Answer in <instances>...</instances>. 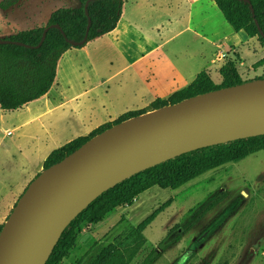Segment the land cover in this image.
Segmentation results:
<instances>
[{
    "label": "rangeland",
    "instance_id": "obj_1",
    "mask_svg": "<svg viewBox=\"0 0 264 264\" xmlns=\"http://www.w3.org/2000/svg\"><path fill=\"white\" fill-rule=\"evenodd\" d=\"M7 1L13 0H2ZM7 20L14 21L12 16ZM112 40L107 36L96 41L88 46V51L73 59L74 63L82 61L83 65L90 63V66H84L81 72L72 70L66 73L71 79L68 96L92 88L90 98L95 106L91 111L87 105L80 113H73L70 108L44 117L42 121L48 126L53 124L52 134L58 133L60 138H49L39 129V124H24L33 117L30 110L40 107L38 103L12 111L0 108V226H5L26 191L22 184L33 181L46 169L44 163L42 171L34 173L40 166L41 153L52 152L60 144L78 138L88 126L110 125L125 112L137 109L133 105L140 100L120 102L117 98L128 75L125 69L128 63L120 56V50L113 46ZM262 59L264 46L250 53L246 66L238 68L236 63L244 80L264 75V67L250 68L252 63ZM230 61L233 60L223 61L220 70ZM80 75L84 76L83 80L78 78ZM212 76L214 85L223 82L221 74L214 71ZM155 101L141 110L146 114L153 112ZM18 126L23 128L20 133L6 135ZM37 136L39 139L34 140ZM18 148L26 151V156L20 154ZM217 198H223L222 202L185 232L186 221L194 210L207 199ZM224 210L233 212L230 218L215 233L203 236L205 228ZM155 212L158 213L156 218L143 232L144 241L132 235V231ZM175 230L173 237L181 235L179 241L160 251L162 243ZM200 237V242L195 243ZM76 238L74 247L61 264H86L84 257L94 245L120 246L126 239L132 244L134 253L130 264H142L155 249L160 251V257L153 264H264V150L212 170L177 190L153 187L130 205L114 210L100 223L82 222L76 229Z\"/></svg>",
    "mask_w": 264,
    "mask_h": 264
},
{
    "label": "trees",
    "instance_id": "obj_2",
    "mask_svg": "<svg viewBox=\"0 0 264 264\" xmlns=\"http://www.w3.org/2000/svg\"><path fill=\"white\" fill-rule=\"evenodd\" d=\"M79 0V8H61L50 17L46 26L28 31H21L8 37L13 42L23 43L0 45V108L2 110H17L45 96L54 85L57 76L58 63L61 57L74 47L73 42H82L85 38L89 18L91 27L88 42L111 33L117 27L119 13L124 0ZM224 14L228 23L236 30L245 31L250 38H256L264 43V0H214ZM12 1L0 3V8L7 10ZM254 9V14L251 10ZM59 25L61 29L50 28L45 41L40 44L45 27ZM261 30V31H260ZM86 46V45H84ZM83 46V47H84ZM264 67V59L254 65V68ZM223 82L214 85L207 73H201L187 88L174 93L169 99H157L152 104V111L173 106L184 100L209 93L214 90L240 85L249 81L264 79V75L254 79L244 80L236 63L230 61L220 70ZM147 112L131 111L123 114L115 123L102 125L86 137H79L58 150H55L45 161L49 168L62 161L85 143L123 122L145 115ZM264 150V135L236 139L198 149L163 162L145 171L133 175L115 187L105 191L83 210L67 227L46 264H61L76 243V229L82 222L97 224L102 222L114 210L130 205L134 199L153 187L177 190L189 182L224 165L237 163L248 156ZM223 198L207 199L200 204L189 217L185 230L196 224L203 216L215 208ZM157 212L153 213L136 229L132 235L143 239V232L154 221ZM218 226H214L216 229ZM3 227L0 226V233ZM173 231L160 249L165 250L180 239L173 237ZM128 239L120 246L108 247L94 245L85 255L86 264H130L132 244ZM159 258L157 249L151 251L142 264H153Z\"/></svg>",
    "mask_w": 264,
    "mask_h": 264
},
{
    "label": "water",
    "instance_id": "obj_3",
    "mask_svg": "<svg viewBox=\"0 0 264 264\" xmlns=\"http://www.w3.org/2000/svg\"><path fill=\"white\" fill-rule=\"evenodd\" d=\"M91 1L85 5L87 13ZM90 27L89 18L84 40L73 42L74 47L88 43ZM50 28L61 29L45 27L38 48ZM2 44L24 45L6 38L0 39ZM259 135H264V79L214 90L116 125L30 183L0 233V264H46L71 222L105 191L183 154Z\"/></svg>",
    "mask_w": 264,
    "mask_h": 264
},
{
    "label": "crops",
    "instance_id": "obj_4",
    "mask_svg": "<svg viewBox=\"0 0 264 264\" xmlns=\"http://www.w3.org/2000/svg\"><path fill=\"white\" fill-rule=\"evenodd\" d=\"M12 2L13 5L7 10L0 8V14H3L0 17V39L46 26L59 7L72 5V8H79L81 5L79 0ZM8 16H12V23L7 20ZM107 36L112 37L113 46L120 50V56L128 63L125 67L128 75L120 90L122 95L119 91L117 98L120 102L140 100L133 105L137 109L126 110L127 112L139 111L157 99H169L174 93L191 85L201 73L209 74L214 80L213 72L220 75L219 71L225 60L232 59L238 68L246 66L250 53L264 46L256 38H250L245 31L234 30L214 0H124L114 31L88 42L82 48H72L61 57L51 90L42 98L22 107L29 108L37 103L40 105L35 111L30 110L33 117L25 125L39 124V129L44 134L55 138L59 134H52L53 124L46 125L42 121L44 117L57 111L65 112L70 108L73 113H80L87 105L89 111L94 109L95 103L90 98L92 88L68 96L67 88L70 87L71 79L66 73L72 70L81 72L84 66H90V63L83 65L82 61L74 63L75 56L88 51L90 44ZM259 61L252 63L250 68ZM78 78L83 80L84 76L80 75ZM101 126L102 124L88 126V130L78 138L90 135ZM22 130V126H18L13 129L14 132L8 131L6 135L10 132L20 133ZM60 137L61 135L57 138ZM36 139L39 136L34 138ZM66 144H60L56 150ZM18 152L26 156L23 149L18 148ZM52 152L41 153L40 166L34 173L42 171ZM28 181L22 184L25 190L32 182Z\"/></svg>",
    "mask_w": 264,
    "mask_h": 264
},
{
    "label": "flooded vegetation",
    "instance_id": "obj_5",
    "mask_svg": "<svg viewBox=\"0 0 264 264\" xmlns=\"http://www.w3.org/2000/svg\"><path fill=\"white\" fill-rule=\"evenodd\" d=\"M221 202H222V201H221ZM221 202H220V203H221ZM220 203H219V204H220ZM219 204H218V205H219ZM218 205H217V206H218ZM217 206H216V207H217ZM216 207H215V208H216ZM213 209H214V208H213ZM213 209H212V210H213ZM212 210H211V211H212ZM208 213H209V212H208ZM232 213H233V212H229V213H228L226 210H224L221 214H219V215H218V216H217V217H216V218H215V219H214V220H213V221H212V222H211V223L205 228V230H204V232H203V236H206V235H209V236H210V235H212L213 233H215L217 230H219V229L221 228V226H223V224L225 223V221H227V220L230 218V216L232 215ZM203 217H204V216H203ZM203 217H202V218H203ZM223 217H225V218H224L223 220H221ZM202 218H201V219H202ZM201 219H200V220H201ZM200 220H199V221H200ZM199 221H198V222H199ZM188 222H189V218L187 219L186 224H187ZM198 222H197V223H198ZM197 223H196V224H197ZM194 225H195V224H194ZM194 225H193V226H194ZM218 225H219L218 228H216V229L213 228L214 226H218ZM193 226H192V227H193ZM190 228H191V227H190ZM190 228H189V229H190ZM189 229H188V230H184V231L187 232V231H189ZM180 237H181V235H180ZM200 240H201V237H200L195 243L200 242ZM178 241H179V240H178ZM175 243H176V242H175ZM200 245H202V243L199 244V246H200ZM171 246H172V245H171ZM169 247H170V246H169ZM169 247H168V248H169ZM166 249H167V248H166ZM166 249H165V250H166ZM159 250H160V251H165V250H163V249H159ZM159 250H158V252H159V257H160V251H159Z\"/></svg>",
    "mask_w": 264,
    "mask_h": 264
},
{
    "label": "bare ground",
    "instance_id": "obj_6",
    "mask_svg": "<svg viewBox=\"0 0 264 264\" xmlns=\"http://www.w3.org/2000/svg\"><path fill=\"white\" fill-rule=\"evenodd\" d=\"M228 140H229V139L226 138V139H223L222 141L224 142V141H228Z\"/></svg>",
    "mask_w": 264,
    "mask_h": 264
},
{
    "label": "built area",
    "instance_id": "obj_7",
    "mask_svg": "<svg viewBox=\"0 0 264 264\" xmlns=\"http://www.w3.org/2000/svg\"><path fill=\"white\" fill-rule=\"evenodd\" d=\"M20 130V128L19 129H17V131H19Z\"/></svg>",
    "mask_w": 264,
    "mask_h": 264
}]
</instances>
